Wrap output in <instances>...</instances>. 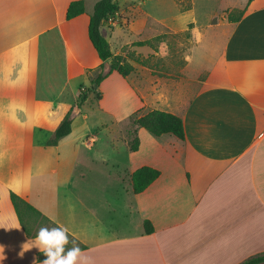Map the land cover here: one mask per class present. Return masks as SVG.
<instances>
[{
  "label": "crops",
  "instance_id": "1",
  "mask_svg": "<svg viewBox=\"0 0 264 264\" xmlns=\"http://www.w3.org/2000/svg\"><path fill=\"white\" fill-rule=\"evenodd\" d=\"M75 1L0 0V264L43 262L11 193L87 246L79 264H242L264 254V0H247L240 21L211 34L214 59L199 61L207 78L189 103L136 61L131 77L114 72L101 83L100 102L107 113L122 114L114 117L118 124L160 110L185 127V140L139 129V149L127 153L131 183L121 179L114 194L85 193L86 175L80 182L65 176L61 153L53 162L43 157L72 135L48 145L75 104L63 96L77 76L87 82V72L103 64L89 37L101 0H83L85 13L68 20ZM150 47L138 46L137 55ZM141 71H148L146 85ZM116 79L123 86L114 114L104 106L105 86ZM80 111L74 108L73 118ZM145 166L161 175L135 194L132 174ZM25 243L31 249L21 256Z\"/></svg>",
  "mask_w": 264,
  "mask_h": 264
},
{
  "label": "rangeland",
  "instance_id": "2",
  "mask_svg": "<svg viewBox=\"0 0 264 264\" xmlns=\"http://www.w3.org/2000/svg\"><path fill=\"white\" fill-rule=\"evenodd\" d=\"M116 1L120 6L119 13L107 24L104 23V34L114 56L122 57L130 64L136 61L149 65L162 81L169 84L172 82L169 87L173 86L180 93L181 100L187 103L200 91L202 82L207 78V71H202L199 61L202 62L203 56L205 64L214 59L213 47L210 45L211 34L222 35L224 26L227 30V23L230 22V13L238 16L247 4V0ZM147 19L146 25L144 21ZM191 23L193 28L189 26ZM157 36H162V39L156 40ZM151 38L153 42L149 54H141L139 57L136 52L138 46H134V43ZM206 43L209 45L206 46ZM110 61V64L105 65L104 73L109 71L112 60ZM147 72L140 73L145 85L148 82ZM98 73L99 70L87 72V82H84V77L77 76L72 91L67 92L62 99H70L71 103H75L74 109L81 91L92 87L91 78H95ZM65 77L63 71L57 80L62 81ZM100 86L96 87V93L103 95ZM122 86L123 82L119 79L105 86L104 106L114 114L118 113V91ZM103 108L97 94L92 93L81 111L74 115L72 135L60 149L49 148L43 155L46 160L53 162L52 159L55 160L61 153L64 163L61 171L65 176L71 173L77 182H80L81 176L86 175L88 184L83 186L85 193L114 194L122 191L121 179L125 181V185L129 186L131 183L125 175V169L130 171L132 168L127 153L130 152L128 138L129 131L133 129L134 118L118 124L115 118L122 117V114L111 115ZM52 138L53 136L49 140ZM89 144H95V147L89 148Z\"/></svg>",
  "mask_w": 264,
  "mask_h": 264
},
{
  "label": "trees",
  "instance_id": "3",
  "mask_svg": "<svg viewBox=\"0 0 264 264\" xmlns=\"http://www.w3.org/2000/svg\"><path fill=\"white\" fill-rule=\"evenodd\" d=\"M253 0H249L252 2ZM120 11V6L116 0H101L95 6L94 14L91 17V22L89 26V37L90 40L96 49L100 59L103 61V64L99 67V73L95 78H91L92 87L89 90H83L80 93L79 100L76 103L78 110H81L84 104L87 102L90 95L97 94L99 100L102 99L101 93H96V87L100 86L101 83L106 80L112 73L117 72L124 78L128 77L135 70L134 66L126 61L122 57H115L111 49V45L107 37L103 33V25L108 22L111 18H114L116 14ZM85 13V2L83 0L72 2L68 8L67 19H74ZM244 11L241 12L238 16H234L230 13L229 18L231 22H238L242 19ZM190 28H193V24L189 25ZM162 39V36H158L155 39ZM153 41H140L136 42L134 46H151ZM112 60L110 69L107 73H104L105 63ZM143 64V62H140ZM144 65V64H143ZM73 111L71 109L61 125L56 130L52 139L49 140V146H57L60 141L68 137L73 131ZM132 127L133 129L129 131L128 146L131 152H135L139 149V137L138 131L141 128L148 130L156 137H161L163 135H173L180 140H185V127L184 121L181 117L163 112L160 110H153L147 114L140 115L137 113L133 116ZM161 175L160 171L153 169L151 167H142L136 170L132 174V185L133 192L135 194H140L146 191L149 186L154 183L159 176ZM11 201L14 205L20 223L25 230L29 238H36L39 230L42 227H60L47 215L42 213L35 206L30 204L25 199L21 198L15 193H11ZM145 232L148 235L154 233L153 224L150 221L144 222ZM69 244L65 246L67 251L69 248L73 247L72 241L75 240L76 245L80 247L81 251L86 250L87 246L82 244L78 239L72 236L69 232ZM46 256L43 253L39 254V261H44ZM242 264H264V254L257 255L249 258Z\"/></svg>",
  "mask_w": 264,
  "mask_h": 264
},
{
  "label": "clouds",
  "instance_id": "4",
  "mask_svg": "<svg viewBox=\"0 0 264 264\" xmlns=\"http://www.w3.org/2000/svg\"><path fill=\"white\" fill-rule=\"evenodd\" d=\"M19 229V228H17ZM37 248L42 252L46 259L42 264H79L81 257V249L76 245L75 240L72 241L73 247L65 250V246L69 244L68 230L63 227L47 228L42 227L36 237ZM31 248L27 243L23 245V253ZM4 251L0 248V253Z\"/></svg>",
  "mask_w": 264,
  "mask_h": 264
}]
</instances>
